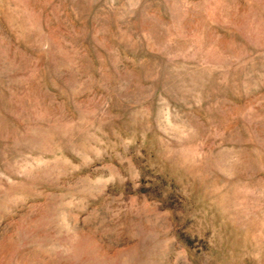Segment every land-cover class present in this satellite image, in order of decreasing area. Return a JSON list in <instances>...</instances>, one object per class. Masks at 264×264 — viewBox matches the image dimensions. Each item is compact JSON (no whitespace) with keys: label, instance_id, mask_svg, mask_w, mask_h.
Segmentation results:
<instances>
[{"label":"rangeland","instance_id":"obj_1","mask_svg":"<svg viewBox=\"0 0 264 264\" xmlns=\"http://www.w3.org/2000/svg\"><path fill=\"white\" fill-rule=\"evenodd\" d=\"M0 264H264V0H0Z\"/></svg>","mask_w":264,"mask_h":264}]
</instances>
